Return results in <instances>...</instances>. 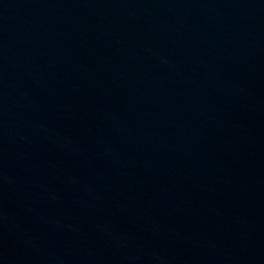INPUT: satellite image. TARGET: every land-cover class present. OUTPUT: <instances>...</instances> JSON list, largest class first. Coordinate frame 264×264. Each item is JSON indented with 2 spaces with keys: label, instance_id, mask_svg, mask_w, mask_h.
Returning <instances> with one entry per match:
<instances>
[{
  "label": "water",
  "instance_id": "obj_1",
  "mask_svg": "<svg viewBox=\"0 0 264 264\" xmlns=\"http://www.w3.org/2000/svg\"><path fill=\"white\" fill-rule=\"evenodd\" d=\"M0 264H264V0H0Z\"/></svg>",
  "mask_w": 264,
  "mask_h": 264
}]
</instances>
